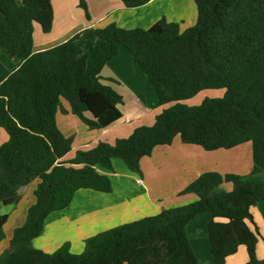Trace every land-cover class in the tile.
<instances>
[{
    "label": "trees",
    "instance_id": "obj_1",
    "mask_svg": "<svg viewBox=\"0 0 264 264\" xmlns=\"http://www.w3.org/2000/svg\"><path fill=\"white\" fill-rule=\"evenodd\" d=\"M121 1L132 8L151 0ZM193 1L197 20L185 29L165 16L148 28L114 22L96 28L110 49L88 70L78 34L33 51L35 24L46 33L52 29V0H0V127L9 136L0 145V207L17 205L20 189L39 180L35 202L25 223L14 230L0 264H200L186 226L203 211L212 215L208 232L216 264H227L242 245L247 264H264L256 253L260 232L252 213L264 200V0ZM79 6L90 19L87 0H79ZM119 45L145 69L147 86L160 104L172 105L153 124L135 127L113 145L99 141L65 161L74 137L57 123L63 99L89 129L123 117L122 94L101 75ZM3 53L13 66L2 60ZM205 89H222L223 96L195 106L181 102ZM177 136L206 150L250 142L253 168L245 175L205 171L183 190L197 200L92 236L80 253L72 252L68 242L53 252L33 245L48 216L69 207L78 190L112 191L110 176L98 168L115 172L113 160L120 158L142 177V158ZM8 219L0 211V241Z\"/></svg>",
    "mask_w": 264,
    "mask_h": 264
},
{
    "label": "crops",
    "instance_id": "obj_2",
    "mask_svg": "<svg viewBox=\"0 0 264 264\" xmlns=\"http://www.w3.org/2000/svg\"><path fill=\"white\" fill-rule=\"evenodd\" d=\"M72 1L75 6L79 4V0ZM183 1L182 5L180 1L173 3V0H151L145 5L128 8L121 0H87L90 19H86L81 12H78L76 17L68 14L63 21L66 23V27L61 26L54 33V27L57 23V10L54 0H52L54 9L52 29L47 33L41 32L42 30L37 28V24H35L33 51L51 48L78 34L77 42L87 52V69L91 70L110 49V43L96 35V28L105 27L112 22L124 28H148L162 16H166L170 21L176 20L178 22L180 21L178 19L190 15L188 10L196 22L197 8L195 2L193 4L192 0ZM187 4L188 10H186ZM78 7L76 9H79ZM181 27L182 29L186 28L182 25ZM101 75L103 77L102 73ZM114 80L116 79L112 77L108 80L103 79L105 83H113L115 88ZM116 83L120 84L119 82ZM124 104L125 99L123 97V104L120 105L123 117L108 127L100 128L102 133H107L116 126L126 125L130 128L127 133L130 135L134 128L139 126L137 122L149 115L146 106L142 109L136 108L125 112L122 109ZM245 155H250L251 158L250 142L232 148L206 150L199 145L183 142L177 136L172 144L159 145L154 149L151 156L142 158L143 177H137L135 173L125 168L115 158L113 160L114 167H122L125 175L98 168L99 171L110 176L113 184L112 191L105 193L93 189L78 190L69 207L55 211L48 216L45 221L44 232L33 239V245L47 252H52L59 248L63 242L70 240L71 250H76L74 253H80L85 248V240L92 236L121 224L156 214L165 208L182 206L197 200V195L184 194L183 190L205 171H218L222 174L227 172L248 174L253 168V162H248L244 157ZM200 156L202 159L198 160V157L201 158ZM231 158L237 162L233 164L234 167L240 166V169L237 167V169L230 171L226 167ZM242 169L244 171H241ZM179 181L183 185L176 187L173 183ZM229 187L230 185H225L226 189ZM252 213L260 232L256 248L257 257L264 260V200L258 202L252 209ZM211 219V213L203 211L186 226L189 243L200 264H216L211 252L208 232V223ZM248 258L247 248L242 245L237 253L227 258V264H247Z\"/></svg>",
    "mask_w": 264,
    "mask_h": 264
},
{
    "label": "rangeland",
    "instance_id": "obj_3",
    "mask_svg": "<svg viewBox=\"0 0 264 264\" xmlns=\"http://www.w3.org/2000/svg\"><path fill=\"white\" fill-rule=\"evenodd\" d=\"M175 1H180L182 5L184 2L183 0H173V3ZM192 2L194 4L193 0ZM54 5L57 10V23L54 27V30H55L54 33H56L61 26H63V28L66 27L65 26L66 23L63 21L66 19L68 14H71L72 16L76 17L78 16V12H81V14H83L85 18L87 19L85 11L79 6V4L75 6L72 0H54ZM77 7L79 9H76ZM186 10H188V4L186 6ZM188 13L190 14L188 15L189 18L183 17V18L178 19L180 21L177 20L184 27H188V26L195 24L194 18L191 17L190 10H188ZM36 26L37 28H40V30H42L39 24H37ZM41 32H44V31L42 30ZM1 58L9 67L13 66L12 60H10V58L5 53L1 55ZM102 74H103V77L106 78L107 80L111 77L113 79H116L114 80L115 82L114 86H115V89L117 88V91H119L125 99V104L122 105V109L125 112L131 109L134 110L136 108L142 109V107L146 106V108L149 111L148 112L149 115H147L144 119L139 120V122H137L138 125L153 124L155 121V116L158 113H160L165 107H169L170 105H172V104H168V105L160 104L157 93L147 86L145 69L140 64L138 65L134 64L131 54L122 45H120V50L118 54L115 55L112 59L109 60V62L105 64ZM116 82H119L120 84L118 85ZM108 83L113 86V83L111 82H108ZM222 96H223L222 89H205V90L200 91L193 98L183 100L181 102L188 106H195V105L201 104L205 98H218ZM65 109L67 110L65 111ZM57 123L60 129L67 136L74 137L73 150L64 157L65 161H69L70 159L74 158L78 151L88 150L94 147L95 143H97L100 140L113 145L117 137H127V135L129 136V134L127 133L130 129L126 125L116 126L107 133H102V131H100L99 129H89V127L85 123H83V121L77 115L73 114L70 111L69 103L64 99L62 100L61 108H59L57 112ZM8 138L9 136L6 130L0 127V145L4 143L5 141H7ZM244 157H246V160H248V162H253L252 155H251V158H250V155H245ZM200 159H202V157L201 158L198 157V160ZM232 159L233 158L230 159V162L227 163V166H226L228 167L230 171H232L233 169H237L238 167V166H236V168L234 167L233 164L237 162ZM116 160H118V162L123 164L125 168H128L122 159L116 158ZM222 164L226 165L224 163ZM238 168L240 169L241 167L239 166ZM241 171H244V170L242 169ZM115 172H119L120 175H123V174L125 175V173H123L122 167H119V166L115 168ZM131 172L133 171L131 170ZM135 175H137V177H141L137 173H135ZM242 175H245V174H242ZM38 181L39 180H35L31 184L24 186L20 189V193L22 194V199L17 205H9V206L2 205L0 207L1 212L9 214V219L4 227L6 237L2 241H0V255L4 251L9 249L10 241L12 239L14 230L17 227L22 226L25 223L27 219L29 207L35 202L34 190L37 187ZM173 184L176 187H179V186L181 187L183 185V183H181L180 181L177 183H173ZM57 211H60V210H57ZM67 242L69 243L70 250H71L70 240L63 242V244ZM71 251L75 252L76 250H71Z\"/></svg>",
    "mask_w": 264,
    "mask_h": 264
},
{
    "label": "built area",
    "instance_id": "obj_4",
    "mask_svg": "<svg viewBox=\"0 0 264 264\" xmlns=\"http://www.w3.org/2000/svg\"><path fill=\"white\" fill-rule=\"evenodd\" d=\"M140 182H142V181H140Z\"/></svg>",
    "mask_w": 264,
    "mask_h": 264
}]
</instances>
